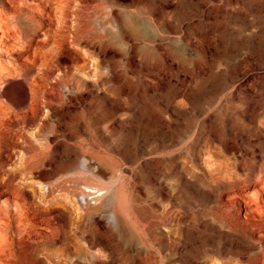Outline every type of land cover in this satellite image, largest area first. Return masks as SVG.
Wrapping results in <instances>:
<instances>
[{
	"label": "rangeland",
	"instance_id": "obj_1",
	"mask_svg": "<svg viewBox=\"0 0 264 264\" xmlns=\"http://www.w3.org/2000/svg\"><path fill=\"white\" fill-rule=\"evenodd\" d=\"M106 1L96 22L105 40L95 49L82 47L83 53L94 55L83 74L94 83L95 60L101 61L114 78V92L107 99L100 86L85 83L67 95L76 96V108L93 111L97 137L123 164L121 194L133 188L145 214L139 223L154 221L151 209L155 216H166L158 229L162 247L152 245L131 214L127 219L122 213L123 237L100 244L76 240L79 236L71 232L41 257L47 264H248L257 255L261 264L256 245L219 225L212 212L228 192L236 190L246 202L253 193L264 196L259 186L243 182L248 169L259 175L264 163V0ZM7 26L1 24L0 67L11 71L25 62H7L3 50L17 45ZM29 86L16 79L6 92L24 87L29 92ZM101 166L103 189H83L71 198L65 212L69 219H76L77 210L109 199L120 186L117 166ZM41 185L34 186L38 194L46 190ZM236 202L228 214L239 229L264 228V213L256 215ZM259 204L264 207L261 200ZM94 217L99 222L95 232L104 235L107 226L98 214Z\"/></svg>",
	"mask_w": 264,
	"mask_h": 264
},
{
	"label": "bare ground",
	"instance_id": "obj_2",
	"mask_svg": "<svg viewBox=\"0 0 264 264\" xmlns=\"http://www.w3.org/2000/svg\"><path fill=\"white\" fill-rule=\"evenodd\" d=\"M106 2L0 0V33L1 24L8 25V37L17 44L6 47L4 56L7 62H25L23 68L11 71L0 67V264H47L40 253L49 252L51 245H58L67 233L79 236L76 240L108 244L123 237L124 226L120 220L123 214L127 219L131 214L136 227L149 234L152 245L162 247L163 239L158 229L166 216H155L151 209L148 214L154 221L139 223V218L145 214L133 188L121 194L125 180L121 172L123 164L115 157L116 152L97 137L93 111L76 108L73 102L76 96L67 95L72 89L83 88L85 83L100 86L107 99L114 92L110 83L114 78L104 72L101 61L95 60L98 69L94 67L96 70L92 73L96 78L94 83L86 80L83 74L89 70L87 61L94 55L89 51L83 53L82 49H95L105 40L96 22L103 15ZM120 35L125 38L124 32ZM32 71L36 73L34 78ZM16 79L28 82L29 92L25 87L22 91L6 92V87ZM110 112L106 111V116L110 117ZM27 130L32 132L31 136L24 134ZM102 163L107 169L117 166L122 176L120 186L113 190L109 199H102L95 207L77 210L76 219H69L65 212L71 198L83 189L97 192L103 189ZM257 172L259 175L248 169L243 182L254 188L259 186L264 195V163ZM36 184L44 185L46 190L38 194ZM228 193L218 198L220 207L212 216L222 227L243 235L245 240L256 245L263 257L261 264H264V228L253 226L252 231L243 232L228 214V209L241 201L251 213L261 215L264 207L259 201L264 203V196L259 198L253 193L251 201L246 202L236 190ZM168 212L173 216L171 208ZM97 214L107 226L104 235L95 232L99 225L94 217ZM172 233L168 238L170 255L175 248ZM257 260L258 256L253 255L248 258V264H257ZM120 263L129 264L127 260ZM145 264L156 263L146 261Z\"/></svg>",
	"mask_w": 264,
	"mask_h": 264
}]
</instances>
